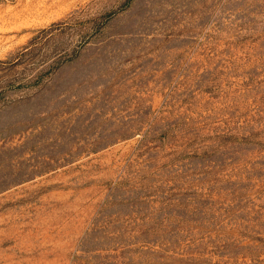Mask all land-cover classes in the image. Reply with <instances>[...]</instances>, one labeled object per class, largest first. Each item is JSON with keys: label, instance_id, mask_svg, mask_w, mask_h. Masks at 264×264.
Wrapping results in <instances>:
<instances>
[{"label": "rangeland", "instance_id": "obj_1", "mask_svg": "<svg viewBox=\"0 0 264 264\" xmlns=\"http://www.w3.org/2000/svg\"><path fill=\"white\" fill-rule=\"evenodd\" d=\"M0 264H264V0H0Z\"/></svg>", "mask_w": 264, "mask_h": 264}]
</instances>
